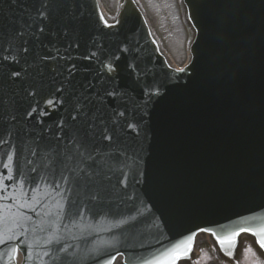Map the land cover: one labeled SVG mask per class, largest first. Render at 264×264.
<instances>
[{
  "label": "water",
  "instance_id": "95a60500",
  "mask_svg": "<svg viewBox=\"0 0 264 264\" xmlns=\"http://www.w3.org/2000/svg\"><path fill=\"white\" fill-rule=\"evenodd\" d=\"M182 2L194 35L190 60L183 72L166 64L133 4L124 2L115 27H106L98 18L105 29L115 30L114 35L107 36L92 15L90 0H77V9L91 17L92 34L104 40L110 37L115 46L108 44L115 54L117 48L127 50L115 61L117 71L111 74L116 75L118 94L135 102L152 101L140 135L135 130L126 132L142 152L144 173L129 171L119 176L111 190L118 198L116 205L128 203L133 207L142 194L145 209L153 212L150 218L117 229L103 239L113 241L112 245L98 243L96 264L112 263L119 254L126 264H145L193 234L212 235L201 229L210 228L223 235L250 227L245 217L264 216V8L260 6L264 0ZM13 7L43 11L41 6L26 3L13 2ZM56 20L48 22L53 26L51 31L57 26ZM24 45L32 47L28 42ZM11 51L0 43L1 56ZM40 52V64L48 73L49 66L54 67L53 62L47 63L51 55ZM91 63L84 60L89 76H97L101 69L99 79H108L106 66L110 63L102 68H94ZM133 65L138 67L130 68ZM16 68L1 62L2 80L6 81L7 73ZM97 80L83 82L82 92L99 88V95L104 96L110 84ZM141 84L151 90L141 88ZM155 91L161 95H147ZM95 146L112 148L103 138ZM114 216H108L106 230ZM134 235L142 239L149 235L151 241L134 250ZM240 235L260 239L250 232ZM257 244L264 252V247Z\"/></svg>",
  "mask_w": 264,
  "mask_h": 264
},
{
  "label": "snow or ice",
  "instance_id": "6c2138e0",
  "mask_svg": "<svg viewBox=\"0 0 264 264\" xmlns=\"http://www.w3.org/2000/svg\"><path fill=\"white\" fill-rule=\"evenodd\" d=\"M15 2V0H13ZM186 2H190V0H186ZM262 8H264V4L260 5ZM41 8L43 11L37 10V15L43 22L45 19H47L49 22L54 17H59L66 19L68 23H75L78 20L82 22L83 17H80L78 15V9H77V0H43L41 4ZM27 12V9H25ZM30 14H28L27 19H30ZM106 27H115L114 24H108L107 21H104ZM32 28L31 24L25 23L23 27H21L20 21H4L0 20V40H15L16 38H20L22 43H25L23 41V37L26 35L25 29ZM33 32L37 31V29H32ZM39 33L41 35L44 34L45 29L39 28ZM199 31V28H198ZM67 33H65L66 35ZM36 40L40 39V36L36 35L33 37ZM78 47V45H77ZM23 51L27 53L29 51V48L24 47ZM121 52H126V49H121ZM194 51V48H193ZM96 53H92L91 57H85L86 59H91L92 57H95ZM120 57L116 56L115 60L119 61ZM4 61L8 60V56L3 57ZM14 63H19V61H14ZM8 67H12V64H8ZM107 77L109 80L114 79L111 74L115 73L117 71V65L116 64H110L107 65ZM138 66H130V68L134 69ZM179 71L183 72L184 69H180ZM10 77L13 78L12 82L15 83L17 79L20 77L21 72L19 70H13L10 73H8ZM0 83H2V79H0ZM138 83V82H137ZM161 87H164L163 85ZM106 95L109 97L110 102L113 106H115V102L118 99V92L117 89H113L112 91L105 90ZM38 93H33L32 95H37ZM147 95L151 97H158L161 95V93L158 91L156 93H147ZM70 99V97H69ZM151 103V99L149 100ZM47 103L49 105L53 104L52 100H48ZM63 104L64 101H61ZM79 103V101H77ZM21 107V102L16 96L15 92H6L3 90V88H0V131L6 129L8 121H6V117H11L12 121H15L19 119V117L16 115L17 112H19ZM124 110L123 111H117L114 110L112 113V116L107 117V120L112 121V127L108 128L107 124H105V128L102 129V131L105 132V135L102 137L106 141H113L114 138L118 141L120 138L116 137V130L118 127H122V130L126 131H133L135 130L136 135H140V132L142 130L145 117L143 115L140 116L139 119H136L133 122H128V116H127V104L123 105ZM77 111L76 116H70V119L75 123L78 118H80L79 114L81 112H84L83 108L75 109ZM37 112L36 108H31L30 110L26 111V115L30 118L33 114ZM91 115V110H89L84 117L83 127H77L74 129L75 135L77 137V142L81 144L82 147H84L85 143L89 139V134L93 132V121L88 120L87 117ZM112 117H116L115 120H112ZM97 119H105V117H97ZM60 130L64 133V135H67V130L63 129V126L60 125ZM38 150L34 153H32L33 156L40 159V166L37 168L32 160H28L26 163L30 165L29 172L34 173L35 176L31 177L30 180L26 178V182H31L36 180L37 178L44 179V177L40 176L41 170L43 171H51L53 169L58 170L61 168L65 161L61 157L59 150H57L54 153L55 158L53 159L52 155L42 156L39 145L37 146ZM46 151V150H45ZM8 159L11 161L12 157L9 156ZM45 161H49L50 164L46 168L45 167ZM119 162V161H117ZM93 166H95V161H93ZM4 168L9 169V175L6 177L7 179L11 180L12 177V170L9 168L8 164L4 165ZM23 176L24 173H21ZM61 179H63V176H61ZM78 179V178H77ZM4 178L0 177V192H6L7 187L3 183ZM55 188L57 192L59 191L60 184L56 183ZM33 193L36 191L35 189H31ZM0 199H11L14 204L6 206L5 211L7 212V215L3 216L2 219L3 223L5 225V230L3 232H0V244H3L5 241L9 240H16L18 238L17 229H19V235H24L25 233L31 231L33 233V238L31 240V243L28 244L29 247H32L33 244L39 246L41 244V239L37 235L38 232H44V231H52V224L53 221L58 219L59 212L54 213L48 217V226L47 229L44 226V213L36 212L37 217H41L40 223L37 224L35 221H32V217L30 215H25L22 211V209H30L32 211H35L37 207L41 205V199L38 198L35 194L29 196L28 192L24 191V183H21L19 186V189H15L13 192H10L7 196H0ZM95 199V197H94ZM13 206L17 209L16 211H12ZM71 215V214H69ZM244 222L247 224H250V227H241L239 229H232L224 233L223 235H217L214 231L209 229H201V231H209L213 236L216 237L218 243L221 245L224 249H232L236 244V238L242 233V232H250L253 235L259 237V244L261 247H264V216L259 215H253L245 217ZM31 223V228L25 227V224ZM65 228V231H68L69 225L65 224L63 226ZM91 228V225L88 226ZM69 235L71 233L69 232ZM65 237L58 236L55 232H52L50 236H48L43 243H51L53 240H59ZM73 238H75L73 236ZM194 239L193 236H189L186 240H182L178 243H176L173 247L166 249L159 255H157L154 259L145 261V264H177V261L183 257H186L188 255V252L191 250L192 242ZM22 243H28L27 239L25 241H22ZM98 243H102L105 245H112L113 241L106 240V241H99ZM19 248L14 247L11 249V252L9 254L10 259H15L16 254L18 253ZM92 251H96L93 249ZM47 255V253H45ZM229 255L231 253L229 252ZM83 260L84 258L81 257ZM109 264H111V261H109Z\"/></svg>",
  "mask_w": 264,
  "mask_h": 264
},
{
  "label": "rangeland",
  "instance_id": "374dc122",
  "mask_svg": "<svg viewBox=\"0 0 264 264\" xmlns=\"http://www.w3.org/2000/svg\"><path fill=\"white\" fill-rule=\"evenodd\" d=\"M103 5L105 10L111 13V7L105 0H103ZM141 5L143 10L152 14L150 19L155 26L157 27L158 24L161 27L154 32L162 49L168 54L172 62L178 66L183 65L186 61L189 36L177 0H143ZM170 22H172L171 26ZM169 26L170 28L166 29Z\"/></svg>",
  "mask_w": 264,
  "mask_h": 264
},
{
  "label": "flooded vegetation",
  "instance_id": "af4514ba",
  "mask_svg": "<svg viewBox=\"0 0 264 264\" xmlns=\"http://www.w3.org/2000/svg\"><path fill=\"white\" fill-rule=\"evenodd\" d=\"M201 264H217L210 248L204 247L201 250Z\"/></svg>",
  "mask_w": 264,
  "mask_h": 264
}]
</instances>
